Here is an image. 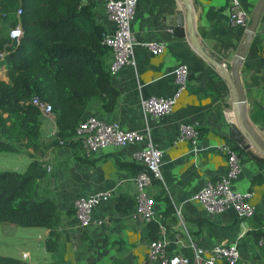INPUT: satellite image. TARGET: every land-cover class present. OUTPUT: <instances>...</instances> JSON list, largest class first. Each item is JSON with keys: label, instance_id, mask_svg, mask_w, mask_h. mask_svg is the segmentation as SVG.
<instances>
[{"label": "crops", "instance_id": "obj_1", "mask_svg": "<svg viewBox=\"0 0 264 264\" xmlns=\"http://www.w3.org/2000/svg\"><path fill=\"white\" fill-rule=\"evenodd\" d=\"M259 1L240 0L250 13ZM191 2L194 27L204 49L230 67L246 30L244 26L230 23V0ZM180 13L186 15L181 0H138L131 25L135 37L134 61L111 73V81L119 90L117 104L108 112L101 99H91L82 118L95 114L126 130L147 131L153 144L163 151L162 178L154 181L148 190L156 201L158 212L165 209L164 197L172 199L176 222L168 219L164 227L168 237L173 233L177 245L175 251L193 250L194 243L209 248L237 240L243 251L239 264H264V245L259 243L264 238V183L252 184L255 174L264 175V162L254 160L246 152L241 155L242 174L232 180L236 189L253 192L251 201L257 208L253 217L240 218L233 209L212 215L194 199L206 180L226 174L227 155L216 145L222 142L236 145L229 137V127L231 121L236 123L237 115L228 82L196 51L187 27L185 37L174 34L175 17ZM96 17L106 32L114 31L115 24L108 19L102 1H97ZM149 41L165 43L164 50L155 54L146 45ZM112 60L110 50L104 58L107 68ZM185 63L190 69L188 84L172 113L160 118L146 114L142 100L153 95H172L176 89L173 71ZM240 73L249 110L263 116L264 14ZM56 117L54 112L43 116L41 150L28 149L24 153L30 157L29 162L37 159L46 168V175L38 184V196L53 201L60 214L58 249L54 252L46 249L49 229L45 228L39 235L42 254L26 247V259L23 254L18 258L30 264H147L151 240L147 238V222L135 217L133 209L120 211L115 200L119 194L135 200L136 169L133 165L122 166L118 161L139 163L134 159V153L145 146V142L108 147L86 156L80 143L56 141ZM182 124L197 125L199 151L193 149L189 140L179 139ZM258 125L264 131V126ZM258 125L254 128L264 137ZM107 189H114V197L95 207L94 222L90 226L80 228L76 223H70L75 218L73 203L76 198ZM258 221L262 223L263 231L259 241L250 232Z\"/></svg>", "mask_w": 264, "mask_h": 264}, {"label": "trees", "instance_id": "obj_2", "mask_svg": "<svg viewBox=\"0 0 264 264\" xmlns=\"http://www.w3.org/2000/svg\"><path fill=\"white\" fill-rule=\"evenodd\" d=\"M96 7V0H0V71H6V78L0 75V153L41 150L44 115L32 103L36 95L52 104L57 115L56 141L64 140L63 144L74 141L72 137L91 99H101L108 112L114 110L119 90L105 65L104 58L111 49L104 42L106 31L96 17ZM19 24L23 35L12 39L9 31ZM251 116L255 124L264 126V115L253 111ZM234 149L240 156L246 153L237 143ZM118 163L133 165L136 175L148 170L133 161ZM45 175L46 168L37 159L23 172L0 170V223L49 229L46 249L54 252L59 245L61 219L56 204L38 196V184ZM256 183H264L262 173L253 176L252 184ZM115 200L120 211L135 207V200L124 194ZM164 200L165 209L147 222L149 239L159 236L168 219L176 222L172 199L166 196ZM70 223H77L76 217ZM250 232L259 241L262 223L258 221ZM169 237V250L175 251L173 233ZM179 252L193 256L189 248ZM0 264L30 263L0 254Z\"/></svg>", "mask_w": 264, "mask_h": 264}, {"label": "built area", "instance_id": "obj_3", "mask_svg": "<svg viewBox=\"0 0 264 264\" xmlns=\"http://www.w3.org/2000/svg\"><path fill=\"white\" fill-rule=\"evenodd\" d=\"M105 4L109 20L115 24L112 33H104V42L110 47L113 60L109 66L111 73L134 61L135 37L131 30L135 18L138 0H96ZM21 10L18 11V14ZM251 14L242 6L240 0H230V23L234 26L247 27ZM12 39H20L23 35L22 26L16 25L9 31ZM147 47L155 54L161 53L165 43L149 41ZM189 65L182 64L173 71L176 84L175 92L170 96H150L142 100V108L146 114L164 117L172 113L174 105L188 84ZM32 103L43 115L53 113L51 103L34 96ZM180 140H189L195 151H199L197 140L199 130L197 125L182 124ZM73 140L80 143L84 153L95 154L108 147H124L131 143L145 142V146L134 153V159L144 164L148 170L139 172L135 177L136 195L133 215L149 222L157 217L156 201L149 192V187L155 179L162 178L161 166L163 151L156 147L147 131L126 130L115 122L106 121L95 114L84 116L73 135ZM64 140H60L63 144ZM227 155L226 174L215 180L208 179L194 199L202 204L209 214H221L233 209L240 218H250L256 214V205L251 201V190L241 191L233 186L232 180L242 174V158L229 142L216 145ZM114 189L100 190L91 194L79 196L73 207L77 219L76 227L85 228L94 221L93 210L103 202L113 199ZM178 214L181 213L177 209ZM264 245V238L259 242ZM171 240L164 226L160 227L159 236L149 242L147 264H239L243 259V251L239 241H226L204 248L193 244V256H187L177 251H170ZM26 256V254H25Z\"/></svg>", "mask_w": 264, "mask_h": 264}, {"label": "water", "instance_id": "obj_4", "mask_svg": "<svg viewBox=\"0 0 264 264\" xmlns=\"http://www.w3.org/2000/svg\"><path fill=\"white\" fill-rule=\"evenodd\" d=\"M186 8L185 14H178L174 21V34L177 37L186 36L187 32L196 51L216 68L220 76L225 79L231 89L233 107L236 112L240 127L231 121L229 137L245 149L247 154L258 162H264V137L254 129L256 125L248 108V101L241 79L240 68L244 61L251 41L256 33L259 22L264 14V0H260L251 14L249 25L246 27L241 44L232 59L230 67L211 56L203 47L194 27V8L191 0H181Z\"/></svg>", "mask_w": 264, "mask_h": 264}, {"label": "rangeland", "instance_id": "obj_5", "mask_svg": "<svg viewBox=\"0 0 264 264\" xmlns=\"http://www.w3.org/2000/svg\"><path fill=\"white\" fill-rule=\"evenodd\" d=\"M0 75L4 77L3 69L0 71ZM258 127L263 135V129L259 125ZM24 152H26L25 148L20 153H0V170L23 172L30 160L28 154ZM43 230H45L44 227L0 223V254L14 257L23 254L26 259V247H29L31 251H36L38 255H41L43 246L39 235Z\"/></svg>", "mask_w": 264, "mask_h": 264}, {"label": "bare ground", "instance_id": "obj_6", "mask_svg": "<svg viewBox=\"0 0 264 264\" xmlns=\"http://www.w3.org/2000/svg\"><path fill=\"white\" fill-rule=\"evenodd\" d=\"M237 121H236V124L240 127V124H239V121H238V118L236 117ZM241 128V127H240ZM255 129V128H254ZM256 131V130H255Z\"/></svg>", "mask_w": 264, "mask_h": 264}]
</instances>
